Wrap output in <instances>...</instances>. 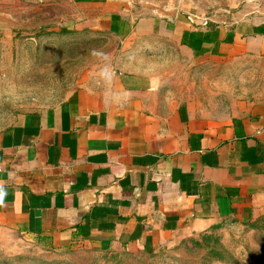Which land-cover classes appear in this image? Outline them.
Here are the masks:
<instances>
[{"label": "crops", "instance_id": "0c3cea01", "mask_svg": "<svg viewBox=\"0 0 264 264\" xmlns=\"http://www.w3.org/2000/svg\"><path fill=\"white\" fill-rule=\"evenodd\" d=\"M153 5L69 0L68 24L121 41V62L0 130V229L57 250L144 253L258 215L264 97L202 111L169 91L161 61L264 63V0L196 17Z\"/></svg>", "mask_w": 264, "mask_h": 264}, {"label": "rangeland", "instance_id": "374dc122", "mask_svg": "<svg viewBox=\"0 0 264 264\" xmlns=\"http://www.w3.org/2000/svg\"><path fill=\"white\" fill-rule=\"evenodd\" d=\"M239 1L155 0L153 6L196 17ZM71 16L69 0H0V130L25 114L60 106L76 86L120 64L121 41L76 30L68 24ZM161 64L169 69V91L202 111H230L239 101L264 97L262 62L195 60L182 53ZM0 264H264V206L248 224L227 221L179 234L144 253L92 242L57 250L0 229Z\"/></svg>", "mask_w": 264, "mask_h": 264}, {"label": "water", "instance_id": "95a60500", "mask_svg": "<svg viewBox=\"0 0 264 264\" xmlns=\"http://www.w3.org/2000/svg\"><path fill=\"white\" fill-rule=\"evenodd\" d=\"M158 10L163 11V10H161V9H158Z\"/></svg>", "mask_w": 264, "mask_h": 264}]
</instances>
